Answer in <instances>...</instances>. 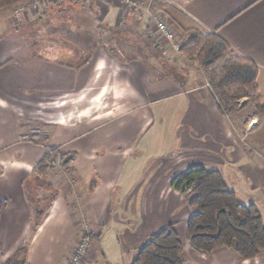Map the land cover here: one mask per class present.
Segmentation results:
<instances>
[{"label":"crops","instance_id":"obj_1","mask_svg":"<svg viewBox=\"0 0 264 264\" xmlns=\"http://www.w3.org/2000/svg\"><path fill=\"white\" fill-rule=\"evenodd\" d=\"M141 1L131 9L115 0L0 9L6 30H16L0 39V264L23 247L25 264H64L85 228L82 264H130L169 224L183 264H264V251L205 254L189 243L192 196L171 181L194 165L218 170L264 222V126L256 113L224 114L204 69L145 9L158 11L177 40L188 29L222 38L256 65L264 97V0ZM30 129L41 139H21ZM45 144L74 157L46 170L53 198L33 226L29 194ZM106 236L117 239L118 260L109 258L113 241L105 252Z\"/></svg>","mask_w":264,"mask_h":264},{"label":"trees","instance_id":"obj_2","mask_svg":"<svg viewBox=\"0 0 264 264\" xmlns=\"http://www.w3.org/2000/svg\"><path fill=\"white\" fill-rule=\"evenodd\" d=\"M20 1L25 0H0V9ZM179 42V50L185 57L205 68L208 83L224 114L236 112L242 106L239 100L245 97L252 103L256 114L264 113V97L259 94L256 85L257 67L251 60L233 52L226 41L213 33L188 29ZM220 59L221 64L215 67ZM45 148L44 157L35 165L36 178L39 179L35 182L39 185L37 193L40 196L43 190L40 183L45 182L51 188L49 182L41 178L51 161L56 159L65 166L74 157V153L60 154L47 144ZM171 186L192 196L190 205L194 211L188 217L186 231L193 249L209 254L216 248L227 247L243 258H253L264 251L261 213L254 204L240 202L218 170L201 165L191 166L174 176ZM49 190V195L45 194L49 196L47 206H33V226L39 223L53 198L52 188ZM24 251L25 247L20 248L6 260V264H25L24 259L19 257ZM181 251L179 236L174 226L169 224L152 234L136 250L130 264H183Z\"/></svg>","mask_w":264,"mask_h":264},{"label":"rangeland","instance_id":"obj_3","mask_svg":"<svg viewBox=\"0 0 264 264\" xmlns=\"http://www.w3.org/2000/svg\"><path fill=\"white\" fill-rule=\"evenodd\" d=\"M28 1L27 0L20 1V2H18L16 4L9 5V6H12L16 11H20V12L22 11V12H24L25 11V8H26L25 6L28 4ZM14 33H16V30H14L13 28H10V29L6 30L5 22L0 19V39H3L4 37L9 36L10 34H14ZM20 34L23 37H27L26 35L29 34V33H27V32H20ZM221 62H222V59H220L216 63L215 67H218L221 64ZM196 63L199 64L198 62H196ZM199 65L205 71V68L201 64H199ZM205 75H206V72H205ZM239 103L242 106L239 107V109L237 110L239 112L241 111L240 113L237 114L238 117L239 116L244 117L245 114L247 115V114H254V113H256L255 112V109L253 108L252 103L250 102V100L247 97L240 99L239 100ZM234 113H232V114H234ZM258 117H259L258 123L260 125L262 124L264 126V113L259 114ZM251 122H252V120H251ZM23 134H24V136L21 135V139H32V138L33 139H36V140L41 139V133L37 129H30L28 132H25ZM54 160L57 162V164L54 165V164H52V161H51V164H50V167L49 168H54V167H57L58 168V167H61L62 166V165L59 164V161L58 160H56V159H54ZM36 177H37V175H36ZM43 177H41V178L44 179V181H48L45 175ZM42 179H40V180H42ZM36 180L38 181L39 179L38 178H35V181ZM40 184H42V186L41 185L40 186L43 189L40 192L41 193V196L37 193V189H38V186H39V185H37V182H35L33 184V186H31L33 188H31V194H30V200H29V202H30V208H31V213L32 214H33V206H39V205L40 206H43V205L44 206H47V204L49 203V199H48L49 196H47L48 197L47 198L46 195H45V193H46V191H50L49 189L52 188V185L49 183V185L51 186V188H50L49 186L46 185L45 182L44 183H40ZM31 221H32V217H31ZM88 231H87V228L82 229L80 234H83L84 232L86 233ZM79 237H80V235H79ZM89 241H90V236H89ZM111 241H113V243H114V247H115V249H113L114 251H111ZM103 247H104L105 252H107V250L110 249V251L114 254V257H113V255L111 257V252H110L109 258L111 260H112V258H114V260H118L120 258L119 245L117 243V239L116 238H112V240H109L108 236H106L105 239L103 240ZM17 251L15 253H17ZM19 257L21 259L22 258V255H19ZM3 264H6V261Z\"/></svg>","mask_w":264,"mask_h":264},{"label":"built area","instance_id":"obj_4","mask_svg":"<svg viewBox=\"0 0 264 264\" xmlns=\"http://www.w3.org/2000/svg\"><path fill=\"white\" fill-rule=\"evenodd\" d=\"M28 1V0H27ZM39 0H29L28 4L25 6V10L29 9H35L38 5ZM123 5H125L128 8H138L143 5L141 0H115ZM146 11H148L150 21L159 32L168 40L171 42L176 50H179L180 48V42L179 40L176 39L172 31L169 29L167 23L164 21L162 18L161 14L150 8V5L145 6ZM24 136V135H23ZM52 164H57V162L52 160ZM88 231V230H87ZM89 231L84 232L83 234H80V237L76 244L73 246L71 252L67 256L64 264H82L83 258L86 256L87 251L90 246V241H89Z\"/></svg>","mask_w":264,"mask_h":264}]
</instances>
